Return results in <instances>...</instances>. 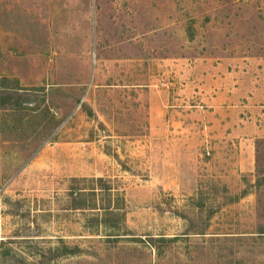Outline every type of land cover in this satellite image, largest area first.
<instances>
[{"label":"rangeland","instance_id":"1","mask_svg":"<svg viewBox=\"0 0 264 264\" xmlns=\"http://www.w3.org/2000/svg\"><path fill=\"white\" fill-rule=\"evenodd\" d=\"M249 58L264 0H0V264H264Z\"/></svg>","mask_w":264,"mask_h":264},{"label":"crops","instance_id":"2","mask_svg":"<svg viewBox=\"0 0 264 264\" xmlns=\"http://www.w3.org/2000/svg\"><path fill=\"white\" fill-rule=\"evenodd\" d=\"M249 66L242 72L248 76L249 80L244 85L237 83L235 86L237 96L246 97V102L239 108H244L245 112H237V119L243 123L237 124L235 130L247 129L249 135H264V58H249ZM237 82V80H236Z\"/></svg>","mask_w":264,"mask_h":264}]
</instances>
